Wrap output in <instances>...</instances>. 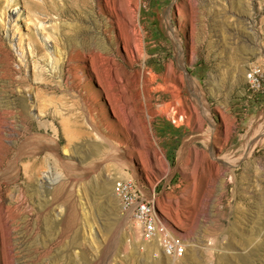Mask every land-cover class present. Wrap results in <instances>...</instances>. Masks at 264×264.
<instances>
[{
    "label": "rangeland",
    "instance_id": "374dc122",
    "mask_svg": "<svg viewBox=\"0 0 264 264\" xmlns=\"http://www.w3.org/2000/svg\"><path fill=\"white\" fill-rule=\"evenodd\" d=\"M9 1L0 264H264V0H140L141 42L126 52L103 1ZM73 39L107 50L114 74L95 60L98 75L60 70L54 58ZM121 178L156 193L184 254L141 246L114 194Z\"/></svg>",
    "mask_w": 264,
    "mask_h": 264
},
{
    "label": "bare ground",
    "instance_id": "6f19581e",
    "mask_svg": "<svg viewBox=\"0 0 264 264\" xmlns=\"http://www.w3.org/2000/svg\"><path fill=\"white\" fill-rule=\"evenodd\" d=\"M3 0H0V5L2 3ZM7 3L9 0H6ZM51 5L50 7L54 8L53 5V1L49 0ZM101 1H103V6L107 7V9L109 11H111L112 13V17L113 20L115 21L116 25L119 28V42H118V46H122L123 49L126 52V44L132 48L133 44L135 43L136 40V36L138 38V41L141 42L140 40V36H139V30L137 28V23H136V12L139 11V7H140V0H98V4L101 7ZM10 2V1H9ZM46 2V1H45ZM44 3V2H42ZM50 3H45L50 4ZM69 3V2H68ZM96 3V2H95ZM44 4V5H45ZM63 4V3H62ZM74 4V3H73ZM37 5V4H36ZM35 5V6H36ZM49 6V5H47ZM56 6V5H55ZM141 8V7H140ZM78 9V8H77ZM100 9V8H99ZM83 10V9H82ZM85 10V9H84ZM3 12L0 11V26L2 24L5 25V23L3 22V19H5V16H2ZM66 16V15H65ZM60 18V17H59ZM90 20V19H89ZM112 20V21H113ZM120 21H122L125 24V29L128 30L129 32V36L127 35V37H125L122 33V29H120ZM3 26V25H2ZM71 28V27H70ZM16 29V28H15ZM45 29L44 26H41L40 33H42V38L43 40H45V37H48L47 33H44L43 30ZM86 31V30H85ZM88 31V30H87ZM112 31V30H111ZM13 33V30L11 31ZM14 33L15 30H14ZM84 34V33H83ZM75 36V35H74ZM56 37V36H54ZM53 37V38H54ZM18 38V37H17ZM20 38V37H19ZM18 38V46L19 48H21V52H22V45H21V38ZM59 38V37H58ZM4 39H1L0 36V45H4L5 46V41H3ZM42 40V39H41ZM56 40V39H55ZM95 41V40H94ZM59 42V41H58ZM43 44L45 46V49L48 50L49 47H51L50 45H48L46 42L43 41ZM66 50L63 51L61 54H56V58H54L55 63L59 62V68L60 70H64V66L68 65L69 66V72L72 73L73 71H77V69L79 68H83L84 67H91L92 71H94L97 75V71L94 70L93 66V61H97L99 66L102 67V65H106L108 66V64L110 65L109 70L113 69L112 64H114V58L111 57L109 55V53L107 52V50H104L103 48H100L99 45H95L92 44L90 42L87 41H76V40H70L69 43L65 46ZM57 51V50H56ZM128 51H132L131 49H129ZM127 51V52H128ZM82 64V65H80ZM116 64V63H115ZM104 66V67H106ZM107 67V68H108ZM68 68V67H67ZM106 68V69H107ZM116 68V67H115ZM100 69V68H99ZM80 70V69H79ZM105 70V69H104ZM125 70V69H124ZM106 71V70H105ZM116 71V70H115ZM114 69H113V74H114ZM123 71V70H122ZM109 72V71H107ZM106 72V73H107ZM128 72V71H127ZM125 72V73H127ZM100 73V72H99ZM112 73H110L109 76H111V80L110 82L114 83L118 86L121 87L120 83H122V81L120 82V78L122 80L121 76H116L113 75ZM125 73L123 75H125ZM135 78L137 80H143V81H147L148 80V76H146V73L144 70H136L135 73H133ZM67 75V74H66ZM96 75V76H97ZM107 75V74H106ZM122 75V76H123ZM133 76V75H132ZM103 77V76H102ZM131 77V76H130ZM98 78V77H97ZM109 80V78L107 79ZM135 80V79H134ZM130 81V80H129ZM109 83V81H107ZM136 82V81H135ZM60 83V82H59ZM111 83V84H112ZM139 84V81L137 82ZM141 83V82H140ZM76 84V83H75ZM137 84V85H138ZM110 85V84H108ZM135 85V84H134ZM113 86V85H111ZM133 87V86H132ZM74 88V87H73ZM107 88V87H106ZM105 88V90H106ZM111 88V87H110ZM148 88H146L145 90H147ZM104 90V89H103ZM114 91V90H113ZM144 91V90H143ZM106 92V91H105ZM145 92V91H144ZM87 93V92H86ZM116 95V94H115ZM80 103V102H79ZM112 108V107H111ZM116 108V107H115ZM126 109V108H125ZM115 112V111H114ZM1 120V119H0ZM66 122V121H65ZM70 123V122H69ZM110 154V153H109ZM110 156V155H109ZM9 166H13L12 163L10 162ZM10 168V167H9ZM4 176V175H3ZM5 177V176H4ZM2 178V176L0 175V179ZM2 212V209L0 210ZM3 230H5L7 233L8 231L12 228V226L15 224V222L12 220V218H8V216L4 215L3 217ZM1 220V221H2ZM2 225V224H0ZM4 235V234H3ZM9 250V249H8ZM6 252V251H5Z\"/></svg>",
    "mask_w": 264,
    "mask_h": 264
},
{
    "label": "built area",
    "instance_id": "2783aa9c",
    "mask_svg": "<svg viewBox=\"0 0 264 264\" xmlns=\"http://www.w3.org/2000/svg\"><path fill=\"white\" fill-rule=\"evenodd\" d=\"M258 71L259 68H253L248 73L253 84L258 82ZM180 118L181 115L177 119ZM113 188L122 210L131 219L142 247H152L156 257L176 258L185 253L186 242L173 231L156 208L155 192L147 193L131 178L116 180Z\"/></svg>",
    "mask_w": 264,
    "mask_h": 264
},
{
    "label": "crops",
    "instance_id": "0c3cea01",
    "mask_svg": "<svg viewBox=\"0 0 264 264\" xmlns=\"http://www.w3.org/2000/svg\"><path fill=\"white\" fill-rule=\"evenodd\" d=\"M226 126V125H225Z\"/></svg>",
    "mask_w": 264,
    "mask_h": 264
}]
</instances>
